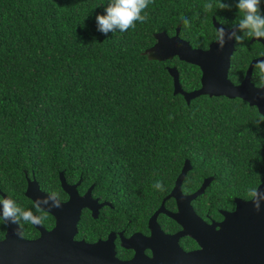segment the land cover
<instances>
[{
  "label": "trees",
  "instance_id": "16d2710c",
  "mask_svg": "<svg viewBox=\"0 0 264 264\" xmlns=\"http://www.w3.org/2000/svg\"><path fill=\"white\" fill-rule=\"evenodd\" d=\"M109 2L0 0V198L35 211L25 192L36 178L66 199L64 172L68 183L81 181V193L94 185L93 194L113 204L107 218L85 217L82 226L146 225L190 159L183 192L213 177L192 204L204 218H222L264 180V121L255 122L263 115L240 98L205 94L188 103L168 68H178L186 91L201 87V68L178 57L155 60L147 50L156 33L173 36L178 26L194 47L208 48L214 17L226 27L239 22L238 0L210 12L203 5L217 0H154L135 30L105 35L96 16ZM158 179L164 192L152 187ZM48 217L43 225L54 224ZM21 223L25 236L38 235ZM6 230L0 223L1 238Z\"/></svg>",
  "mask_w": 264,
  "mask_h": 264
},
{
  "label": "water",
  "instance_id": "95a60500",
  "mask_svg": "<svg viewBox=\"0 0 264 264\" xmlns=\"http://www.w3.org/2000/svg\"><path fill=\"white\" fill-rule=\"evenodd\" d=\"M213 22L217 29L224 27L229 31L232 30L217 21L215 17ZM180 29L181 27L178 26L173 36L165 31L156 33L155 44L147 50L152 59L165 61L178 57L201 68V87L186 91L181 85L178 68L169 66L168 70L174 78V92L184 95L188 103L205 94L229 98L240 97L250 105H257L259 112L264 115V99L261 98L264 96V91L256 89L250 81L236 86L228 77L235 41H228L223 50L219 49L215 40L206 49L197 48L180 36ZM191 168V160L187 159L174 188L166 197V199L171 197L176 199L178 210L167 211L164 208L165 199L149 222L152 234L150 238L145 237V239L148 242L153 238L159 239L158 244L164 249V257L158 255L149 258L142 249H137L134 258L121 261L115 256L112 234L108 240L95 244L84 240L76 241L74 237L78 231L83 209L89 208L97 218L98 208L109 203L98 205V199L93 198L92 195L93 185L86 193L80 194L77 190L79 182L69 184L64 172H60L62 187L69 198L62 201V207L48 212L56 219L55 227L47 231L42 224L35 225L41 231V236L37 239H28L23 235L22 228L18 224L6 225V233L0 238V264H183V261L188 264H264V203L260 212H257L251 201L236 197L234 210H223L222 221L208 223L196 213L192 201L205 192L214 178L207 177L197 191L184 194L182 182ZM259 187L264 189V180ZM46 194L36 178H28L25 192L28 198L34 202L37 197ZM5 197L10 198L3 193V198ZM161 212H166L183 227V230L177 235H166L157 223V216ZM182 235L195 237L203 246L202 250L184 251L178 245V238ZM123 245L127 248L134 247L132 243L125 241ZM148 247L153 246L148 244ZM172 251L178 252L177 258L175 255L169 257Z\"/></svg>",
  "mask_w": 264,
  "mask_h": 264
},
{
  "label": "clouds",
  "instance_id": "9594fccd",
  "mask_svg": "<svg viewBox=\"0 0 264 264\" xmlns=\"http://www.w3.org/2000/svg\"><path fill=\"white\" fill-rule=\"evenodd\" d=\"M154 0H110L105 9V14L97 15V29L107 35L109 32H127L129 29L135 30L137 22L144 23L148 19L146 10ZM237 8L241 14L239 22L231 31L224 27H219L215 33V41L220 50H223L227 42L234 40L236 44H242L247 39L264 38V8L262 0H238ZM206 12L218 9H229L230 4L224 0H217L214 5L212 2L203 5ZM185 26H190L187 17H182ZM264 57V51L258 53ZM253 75L256 80L255 87L264 89V59H259L253 65ZM264 99V96L261 97ZM171 119V117H169ZM264 121V116L255 121L259 124ZM152 187L160 192L165 191L163 180H156ZM246 195L257 212H260L264 203V189L259 186L249 185ZM31 209H25L15 200L10 198H0V223L5 225L18 224L21 228L23 224L41 225L48 219V212L54 208L62 207V198L58 191H50L44 196L37 197Z\"/></svg>",
  "mask_w": 264,
  "mask_h": 264
},
{
  "label": "flooded vegetation",
  "instance_id": "af4514ba",
  "mask_svg": "<svg viewBox=\"0 0 264 264\" xmlns=\"http://www.w3.org/2000/svg\"><path fill=\"white\" fill-rule=\"evenodd\" d=\"M236 24H234L230 27H227V28H233ZM261 51H264V38L259 39V40L255 39V38H253V39H247L246 38L242 44H236V42H235V49H234V52H233L232 57H231V64H230L229 74H228L229 79L231 80V82L234 85L239 86V85H242L244 82L250 81L255 87L256 80H255L254 75H253V65L256 63L257 60L264 59V57H260L258 55V53ZM255 88L259 89L257 87H255ZM260 90L264 91V89H260ZM236 98H240V97H236ZM240 99H242V98H240ZM247 103L250 105L249 102H247ZM250 106L256 107L257 110L259 111V108L257 105H250ZM261 115H263V114H261ZM182 170H183V168H182ZM182 170H181V172H182ZM181 172H180V174H181ZM179 175H178V177H179ZM186 176H187V174H186ZM186 176H185V178H186ZM178 177L176 178L175 184L177 182ZM185 178H184V180H185ZM184 180H183V182H184ZM78 182H79V184H78L77 190L80 194L86 193L87 190L92 186L91 185L85 192L81 193L80 189H79V185H80L81 181H78ZM78 182H76V183H78ZM183 182H182V184H183ZM69 184H75V183H69ZM93 187H94V185H93ZM47 193H49V192H47ZM169 194H167L163 198L162 202L166 199V197ZM184 194H189V193H184ZM92 195H93V198L98 199V201H99L98 205L100 203H109V204H105L104 206L98 208V217H100V215L102 214L103 217L107 218L108 216H107L106 211H108V209L105 207H107V206H108V208L113 207V204L107 200H101L98 196L94 195L93 189H92ZM68 198H69V196L66 199L63 198L62 201H66V200H68ZM171 198H173V197H171ZM171 198H168L166 200H169ZM173 199L175 200V206H173L171 208L166 207V200H165L164 208L169 212H176L178 210V205H177L176 199L175 198H173ZM161 205H162V203H161ZM161 205L149 215V217L147 218V221H146V225L142 222H140L141 224L139 222H137L139 224L138 225L136 222H132L131 220H129L128 223H125L126 225H122L121 227H118L116 229H110V228H106V227H102V228L98 229L95 226L91 225V222L86 226H82V222L85 220V217L91 216L93 218H96L93 214V211H91L89 208H85L82 211L81 219H80V222L78 224V231H77V234L75 235L74 239L76 241L84 240L87 243L95 244V243H98L99 241L108 240L110 235L112 234L114 236L113 242H114L115 256L121 261H127V260L134 258L135 254L137 253V249H140V250L142 249L143 252L146 254V256L149 258H153L154 256L158 257V255L164 257L165 252H164L163 247L160 246V244H158V242L160 241L159 239L153 238V239H151V241H149L150 243L145 239V237L150 238V236L152 234V230L149 226V224H150L149 222H150L151 217L161 207ZM235 207H236V204H235ZM235 207L233 209L228 210V211L234 210ZM198 215L201 216L200 214H198ZM201 217L205 221H207L208 223L220 222L224 219L223 214H222V218H220V219H208V218H204L203 216H201ZM48 219H49V217H48ZM54 219H55V217H54ZM157 223L159 224L161 230L166 235H177L183 230V227L177 221H175L173 218H171L166 212L159 213V215L157 216ZM55 224H56V219L54 221V224H52V221H50L47 225H43V224L42 225L44 228H46L47 231H51L55 227ZM100 230H101V232H103V234L105 236H102V234L100 232L97 233V231H100ZM38 232H39L38 235H35L31 238L25 236L24 234L23 235L28 239H37L38 237L41 236V231L39 229H38ZM22 233H23V228H22ZM0 238H1V236H0ZM129 239H131V240L128 241ZM124 241L127 243H132L134 245V247H129V248L125 247L123 245ZM148 244H152L153 247L152 248L148 247ZM178 245L186 252H192V251L193 252H195V251L199 252L203 248V246L199 243V241L191 235L180 236L178 238ZM173 255H175V257L177 258L178 252L172 251L170 253L169 257L173 256ZM174 260H176V259H174ZM199 263H200V261H199ZM183 264H188V262L183 261ZM194 264H196V263H194Z\"/></svg>",
  "mask_w": 264,
  "mask_h": 264
}]
</instances>
